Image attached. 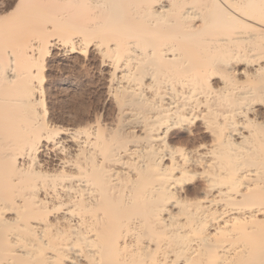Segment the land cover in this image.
Segmentation results:
<instances>
[{"label": "bare ground", "instance_id": "6f19581e", "mask_svg": "<svg viewBox=\"0 0 264 264\" xmlns=\"http://www.w3.org/2000/svg\"><path fill=\"white\" fill-rule=\"evenodd\" d=\"M0 264H264V0H0Z\"/></svg>", "mask_w": 264, "mask_h": 264}, {"label": "rangeland", "instance_id": "374dc122", "mask_svg": "<svg viewBox=\"0 0 264 264\" xmlns=\"http://www.w3.org/2000/svg\"><path fill=\"white\" fill-rule=\"evenodd\" d=\"M53 63L51 70H48L45 76L50 116L57 122L63 124L69 122L79 126L89 124L95 119L110 123L114 117V109L106 98L102 82L95 74V69L90 66L82 67L81 58L76 59L70 67L61 66L63 64L58 62ZM72 78L73 80L76 78L80 86L78 92L68 93L61 82Z\"/></svg>", "mask_w": 264, "mask_h": 264}]
</instances>
